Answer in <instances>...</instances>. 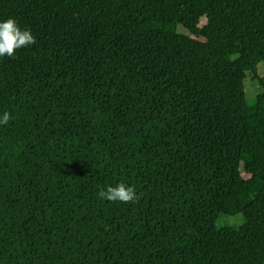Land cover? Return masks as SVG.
<instances>
[{"label": "trees", "instance_id": "1", "mask_svg": "<svg viewBox=\"0 0 264 264\" xmlns=\"http://www.w3.org/2000/svg\"><path fill=\"white\" fill-rule=\"evenodd\" d=\"M8 18L36 44L0 57V264H264V0H0ZM121 182L138 201L99 197Z\"/></svg>", "mask_w": 264, "mask_h": 264}, {"label": "clouds", "instance_id": "2", "mask_svg": "<svg viewBox=\"0 0 264 264\" xmlns=\"http://www.w3.org/2000/svg\"><path fill=\"white\" fill-rule=\"evenodd\" d=\"M36 44V38L30 29H21L14 18L0 21V57H15L20 48ZM11 119L10 113L4 112L0 117V124H7ZM99 197L111 202L131 203L139 197L132 186L121 182L116 186H109L99 191Z\"/></svg>", "mask_w": 264, "mask_h": 264}, {"label": "rangeland", "instance_id": "3", "mask_svg": "<svg viewBox=\"0 0 264 264\" xmlns=\"http://www.w3.org/2000/svg\"><path fill=\"white\" fill-rule=\"evenodd\" d=\"M206 24V18H202L200 25L204 26ZM179 32L187 33L183 27L179 28ZM258 73L260 78H264V64L260 63L258 65ZM246 99L249 103H253L257 96L263 93V89L260 86L258 81H252L249 74L246 80L244 81ZM245 223V219L242 215L237 216H222L217 223L218 228H240Z\"/></svg>", "mask_w": 264, "mask_h": 264}]
</instances>
